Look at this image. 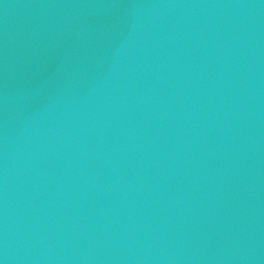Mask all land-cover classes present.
Wrapping results in <instances>:
<instances>
[{"label":"water","instance_id":"1","mask_svg":"<svg viewBox=\"0 0 264 264\" xmlns=\"http://www.w3.org/2000/svg\"><path fill=\"white\" fill-rule=\"evenodd\" d=\"M0 264H264V0H0Z\"/></svg>","mask_w":264,"mask_h":264}]
</instances>
